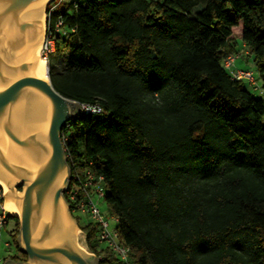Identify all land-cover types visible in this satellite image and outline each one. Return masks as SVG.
Here are the masks:
<instances>
[{"label":"trees","instance_id":"1","mask_svg":"<svg viewBox=\"0 0 264 264\" xmlns=\"http://www.w3.org/2000/svg\"><path fill=\"white\" fill-rule=\"evenodd\" d=\"M47 13L52 87L98 109L66 123L67 162L101 178L128 263L264 264V99L222 65L241 23L264 91V0H74ZM75 221L99 264L115 262L96 223Z\"/></svg>","mask_w":264,"mask_h":264},{"label":"water","instance_id":"2","mask_svg":"<svg viewBox=\"0 0 264 264\" xmlns=\"http://www.w3.org/2000/svg\"><path fill=\"white\" fill-rule=\"evenodd\" d=\"M51 1L0 0V133L13 155L0 146V178L10 176L22 184L16 242L26 255L11 262L99 264L97 256L62 236L61 204L75 225L76 221L64 196L71 171L61 133L80 114V104L55 91L49 77L25 74L34 53L29 49L41 44L40 27L46 30Z\"/></svg>","mask_w":264,"mask_h":264},{"label":"built area","instance_id":"3","mask_svg":"<svg viewBox=\"0 0 264 264\" xmlns=\"http://www.w3.org/2000/svg\"><path fill=\"white\" fill-rule=\"evenodd\" d=\"M48 19L49 13H47L46 16V23ZM45 40L46 41L43 43V45L46 51L44 53V58L46 59L47 53L53 50V40L51 35H47L46 33ZM238 56L240 55L230 54L226 56L222 62L224 69H226L233 78L248 81L251 86H253V88L257 89L259 87L263 91L262 87L258 86L252 71L241 70L234 67V62ZM81 111L94 112L98 111V109L96 107H86L85 105H80V113ZM84 175L85 178H81L78 172H73V174H71V185H68L67 190L64 192L65 198L71 203L73 212H80L84 214L89 221L96 223L98 228V243L104 248L108 249L109 252L116 257L115 262L111 264H129L128 248L118 243L117 232L115 229L113 232L108 229L109 224L101 216L100 210L98 208V201L103 196V189L99 184L101 178H99L98 182H93V175L89 171H85ZM3 201V189L0 186V229H3L7 224L6 214L8 212L3 207ZM8 245L9 244L6 243V246Z\"/></svg>","mask_w":264,"mask_h":264},{"label":"rangeland","instance_id":"4","mask_svg":"<svg viewBox=\"0 0 264 264\" xmlns=\"http://www.w3.org/2000/svg\"><path fill=\"white\" fill-rule=\"evenodd\" d=\"M71 1H74V0H52L48 5L50 4H58L59 2H61V7H63L66 3L68 2H71ZM80 1V3H83L84 0H78ZM47 5V7H48ZM201 20L205 23H208L210 21V18L208 17H201ZM241 23L234 29L233 31V35L235 37V40H236V49L238 50L237 52L239 53V55H243L244 54V49L242 48V42H241V39L239 37V33H240V30H241ZM45 33H46V30L45 32H43V43L46 41L45 40ZM43 53H42V57L43 59L44 58V53L46 52L45 49H43ZM238 56L234 62V67L235 68H238L237 67V63L240 64V61H241V57ZM247 57V56H246ZM46 60V59H45ZM244 64H247L245 67H240L238 69H241V70H250L253 72V76L254 78L256 79V82L258 84V86H262V81L261 79L259 78V75L258 73L256 72L255 70V67H254V64H253V59L251 56H248L247 57V61L246 63ZM246 86L247 88L257 97H260V98H263L264 99V91L261 90V88H258L255 89L253 88V86H251V84L246 81ZM263 122H264V117H263ZM11 146V145H10ZM28 166V165H26ZM19 185H21V183H19L18 180L15 179V183L13 184V187L15 188V192H19L21 193L22 192V188L20 189L19 188ZM98 208L100 210V214L101 216L108 222L109 226H108V229L113 232V230L115 229V226H116V220L112 217V215L109 213V211L107 210L104 202L102 200H99L98 201ZM9 213V212H8ZM71 216L75 219V218H79V221L80 223H84L87 221V217L80 213V212H72L71 213ZM72 223V226L76 227L77 226L75 225V223L73 221H71ZM14 226V221L11 219L9 220V223L3 228V229H0V256H6L8 255L9 253L7 252V246L5 245L6 242H11L12 240V237L10 236L9 234V231L13 228ZM78 229V228H77ZM79 230V229H78ZM73 243L75 246H77L80 250H83L85 252L88 253V251L86 250V245H85V241H84V235L82 234V232L79 230V237L75 240H73Z\"/></svg>","mask_w":264,"mask_h":264},{"label":"bare ground","instance_id":"5","mask_svg":"<svg viewBox=\"0 0 264 264\" xmlns=\"http://www.w3.org/2000/svg\"><path fill=\"white\" fill-rule=\"evenodd\" d=\"M40 31L44 32L43 25L40 27ZM43 49H44V45H43V36H42L41 44L33 45L29 49L34 53L29 56V63L25 70V74L37 76L44 80H48L47 62L42 57V53L44 51ZM0 146L2 147V149L6 154H8L11 158H13V155L11 153L10 143L8 140L2 137L1 133H0ZM14 183H15V179L10 176H6L5 178H0V186L2 187L4 194V201H3L4 209L14 216H19L20 214L19 197L21 193L15 192L13 188ZM61 210H62L63 222H64L62 236L63 238H68V239L70 238L76 241V239L79 237V230L76 227L72 226L71 220L68 218L65 206L63 204H61Z\"/></svg>","mask_w":264,"mask_h":264},{"label":"crops","instance_id":"6","mask_svg":"<svg viewBox=\"0 0 264 264\" xmlns=\"http://www.w3.org/2000/svg\"><path fill=\"white\" fill-rule=\"evenodd\" d=\"M242 48L244 49V54L241 55V61H240V64L237 63V67L240 68V67H245L247 64H244L246 63L247 61V57L249 56L248 54V50L247 48L244 46V44H242ZM247 56V57H246ZM244 83H246V81H244ZM9 223V222H8ZM7 223V224H8ZM8 243L9 245L7 246V252L9 253L8 255L6 256H0V264H13L11 262V260H13L11 257L14 256V255H18V252L17 250L14 248L13 245H11V242H6ZM6 245V244H5ZM1 252V251H0ZM13 261H19V260H13Z\"/></svg>","mask_w":264,"mask_h":264},{"label":"flooded vegetation","instance_id":"7","mask_svg":"<svg viewBox=\"0 0 264 264\" xmlns=\"http://www.w3.org/2000/svg\"><path fill=\"white\" fill-rule=\"evenodd\" d=\"M19 186H21V188H22V184H21V185H19ZM24 259H25V258H24ZM24 259H23V260H24Z\"/></svg>","mask_w":264,"mask_h":264}]
</instances>
